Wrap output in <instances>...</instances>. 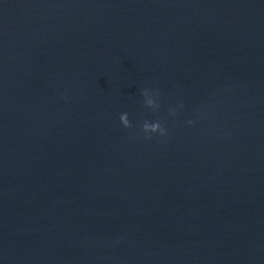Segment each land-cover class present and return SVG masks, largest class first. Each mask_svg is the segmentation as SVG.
<instances>
[{
	"label": "water",
	"instance_id": "1",
	"mask_svg": "<svg viewBox=\"0 0 264 264\" xmlns=\"http://www.w3.org/2000/svg\"><path fill=\"white\" fill-rule=\"evenodd\" d=\"M0 264H264V0H0Z\"/></svg>",
	"mask_w": 264,
	"mask_h": 264
},
{
	"label": "clouds",
	"instance_id": "2",
	"mask_svg": "<svg viewBox=\"0 0 264 264\" xmlns=\"http://www.w3.org/2000/svg\"><path fill=\"white\" fill-rule=\"evenodd\" d=\"M123 119V118H122Z\"/></svg>",
	"mask_w": 264,
	"mask_h": 264
}]
</instances>
